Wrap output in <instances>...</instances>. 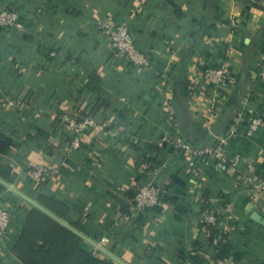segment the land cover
<instances>
[{
	"label": "crops",
	"instance_id": "1",
	"mask_svg": "<svg viewBox=\"0 0 264 264\" xmlns=\"http://www.w3.org/2000/svg\"><path fill=\"white\" fill-rule=\"evenodd\" d=\"M0 1L18 9L26 28H0V137L10 140L0 162L12 168L9 184L43 207L40 195L60 203L59 218L126 264L212 258L221 246L202 225L203 205L223 197L235 213L216 238L229 246L227 264H264V194L174 148L178 140L222 146L246 179L264 178V125L248 135L264 118V0ZM122 20L148 67L107 46L100 24ZM206 66L227 69L225 88L206 85ZM87 117L99 128L67 152L74 124ZM39 166L50 175L37 184ZM143 183L167 190L146 212L128 199ZM0 205L13 213L0 264H25L14 246L34 207L9 188Z\"/></svg>",
	"mask_w": 264,
	"mask_h": 264
},
{
	"label": "built area",
	"instance_id": "2",
	"mask_svg": "<svg viewBox=\"0 0 264 264\" xmlns=\"http://www.w3.org/2000/svg\"><path fill=\"white\" fill-rule=\"evenodd\" d=\"M0 28H12L24 31L25 23L21 19V14L15 7H8L0 1ZM102 36L107 46L113 51L119 59L126 58L131 65L139 68H145L150 65L149 58L140 49L135 38L130 31L129 24L126 20H122L116 26L109 23L100 24ZM203 81L216 91H220L228 84V72L225 67L206 66L201 72ZM258 78L264 84V60L259 66ZM264 125V118L257 116L249 126L248 135L252 136ZM76 137H74L67 152L72 153L80 147V137L89 129H98L97 121L92 117L84 118L82 121L75 123ZM176 151L182 153L188 161H200L205 167L210 168L218 175L234 178L236 181L243 182L241 184L248 185L258 192L264 194V178L260 180L246 179L242 175V169L236 163H232L226 155L222 146L213 148H197L191 146L183 140L174 143ZM50 175V170L45 166L37 167L32 178L35 183H42ZM246 179V180H245ZM167 194V190L163 187L156 186L152 183H143L135 196L134 207L138 211H144L148 208H154L163 204V197ZM222 212L225 217L221 219L219 213ZM234 204L226 198L219 197L214 199L212 203L203 211V220L207 224L221 225L223 230L224 224L234 219ZM13 213L5 205H0V250L5 243ZM219 244L218 240H214V245ZM204 264H227L225 259H207Z\"/></svg>",
	"mask_w": 264,
	"mask_h": 264
},
{
	"label": "trees",
	"instance_id": "3",
	"mask_svg": "<svg viewBox=\"0 0 264 264\" xmlns=\"http://www.w3.org/2000/svg\"><path fill=\"white\" fill-rule=\"evenodd\" d=\"M0 138L3 143L0 145V155H2L8 151L10 140L3 137ZM0 178L7 183L12 182V168L1 162ZM6 190L7 188L0 183V195ZM137 192L138 189H134V191L128 193V199H135ZM165 196L166 195H164V197ZM38 200L51 212L62 217L63 211L60 203L51 199H46L42 195H40ZM119 203L120 207H122L121 210L123 214L127 216V218H132L130 205L127 202ZM209 205L210 204L206 202L203 205V209L205 210ZM152 209H156V207L145 209L143 212ZM218 215L221 219L225 217L222 212ZM142 219L143 215L137 217L138 222L143 221ZM202 225L207 227L210 231L212 242L218 238V236L222 235L221 225H211L204 221ZM218 246H221V251L217 254H213L212 258L226 259L228 257L229 246L220 242L217 247ZM14 253L25 264H115L97 256L94 248L84 239L37 208H31L28 211L27 218L22 227V232L15 243ZM196 264H204V262L198 261Z\"/></svg>",
	"mask_w": 264,
	"mask_h": 264
},
{
	"label": "water",
	"instance_id": "4",
	"mask_svg": "<svg viewBox=\"0 0 264 264\" xmlns=\"http://www.w3.org/2000/svg\"><path fill=\"white\" fill-rule=\"evenodd\" d=\"M0 183H2L5 187L9 188L12 192H14L15 194L19 195L20 197H22L24 200H26L28 203H30L34 208L39 209L40 211H42L43 213L47 214L49 217H51L52 219H54L56 222H58L59 224H61L62 226L68 228L69 230L73 231L74 233H76L77 235H79L82 239H84L88 244L92 245L93 247L97 248L99 251H102L103 253H105L106 255H108L111 259H113L115 262H117L118 264H126L123 261H121L120 259H118L117 257L113 256L110 252H108L106 249H104L102 246L98 245L96 242H94L92 239H90L89 237H87L86 235L82 234L81 232H79L77 229H75L73 226H71L70 224H68L66 221L62 220L61 218H59L57 215H55L54 213H52L51 211H49L48 209H46L45 207H43L39 202H37L36 200L26 196L25 194H23L22 192H20L19 190H17L15 187H13L11 184L7 183L6 181H4L3 179L0 178ZM256 221L260 222L262 219L259 215H254L253 217Z\"/></svg>",
	"mask_w": 264,
	"mask_h": 264
}]
</instances>
